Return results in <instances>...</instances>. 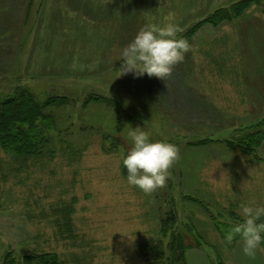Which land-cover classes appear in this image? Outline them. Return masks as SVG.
Instances as JSON below:
<instances>
[{
	"label": "rangeland",
	"instance_id": "1",
	"mask_svg": "<svg viewBox=\"0 0 264 264\" xmlns=\"http://www.w3.org/2000/svg\"><path fill=\"white\" fill-rule=\"evenodd\" d=\"M234 1L0 0V95L66 98L44 108L53 155L26 160L0 147V264L32 250L69 264H151L141 246L163 237L169 196L188 264H264V252L245 256L237 238L222 243L215 225L241 223V203L264 206V143L257 160L229 146L264 129V3L207 23ZM168 21L191 45L183 62L166 80L120 76L138 30ZM131 126L180 150L150 195L127 183ZM72 204L76 237L59 236L55 213Z\"/></svg>",
	"mask_w": 264,
	"mask_h": 264
},
{
	"label": "trees",
	"instance_id": "2",
	"mask_svg": "<svg viewBox=\"0 0 264 264\" xmlns=\"http://www.w3.org/2000/svg\"><path fill=\"white\" fill-rule=\"evenodd\" d=\"M264 0H237L228 7L221 8L207 19V23L217 26L223 21H233L250 10L253 6L262 5ZM193 32V31H192ZM65 96L48 97L41 103L38 97L31 91L20 88L14 93L6 96L0 95V147L5 153L27 159H36L53 155L55 149L51 147V131L54 129L55 121L51 114H46L44 108L64 103ZM99 100V99H98ZM264 143V129H258L252 133H244L240 139L230 142L231 149L257 160L258 149ZM191 199V197L187 196ZM170 206L163 220L161 232L154 244H143L141 248L151 264H188L186 253L189 248L184 235L173 229V224L178 221L175 199L169 196L166 200ZM73 204L67 206V210L55 213V228L57 235L66 234V238H74ZM264 219V218H262ZM232 220L233 219H228ZM231 222L217 224L223 240L226 232L232 225L238 224V219ZM243 222V219L241 220ZM241 222V223H242ZM170 232V234H169ZM69 237H68V236ZM238 240H240L237 237ZM221 261V260H219ZM3 264H69L61 254L55 251L32 250L22 256L15 255L12 251L3 257Z\"/></svg>",
	"mask_w": 264,
	"mask_h": 264
},
{
	"label": "clouds",
	"instance_id": "3",
	"mask_svg": "<svg viewBox=\"0 0 264 264\" xmlns=\"http://www.w3.org/2000/svg\"><path fill=\"white\" fill-rule=\"evenodd\" d=\"M183 30L172 21L146 23L120 53V76L132 74L141 78L147 74L166 80L191 50L189 41L179 35ZM128 137L132 146L122 153L127 183L150 195L166 185L169 169L180 157L179 147L168 140L153 141L140 126H131ZM238 214L243 222L232 225L222 243L229 245L238 237L243 254L254 259L258 252H264V206L254 201L241 203Z\"/></svg>",
	"mask_w": 264,
	"mask_h": 264
},
{
	"label": "crops",
	"instance_id": "4",
	"mask_svg": "<svg viewBox=\"0 0 264 264\" xmlns=\"http://www.w3.org/2000/svg\"><path fill=\"white\" fill-rule=\"evenodd\" d=\"M240 245H242V244H240ZM258 254H260V255L263 257V254H262V252H258ZM263 261H264V258H263Z\"/></svg>",
	"mask_w": 264,
	"mask_h": 264
}]
</instances>
